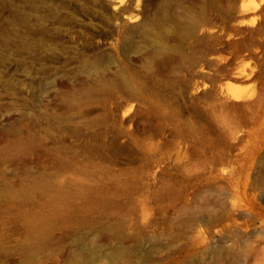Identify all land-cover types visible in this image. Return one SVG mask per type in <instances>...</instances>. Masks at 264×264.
Instances as JSON below:
<instances>
[{
    "label": "rangeland",
    "instance_id": "rangeland-1",
    "mask_svg": "<svg viewBox=\"0 0 264 264\" xmlns=\"http://www.w3.org/2000/svg\"><path fill=\"white\" fill-rule=\"evenodd\" d=\"M232 8L0 0V264H264V59L208 31Z\"/></svg>",
    "mask_w": 264,
    "mask_h": 264
},
{
    "label": "bare ground",
    "instance_id": "bare-ground-1",
    "mask_svg": "<svg viewBox=\"0 0 264 264\" xmlns=\"http://www.w3.org/2000/svg\"><path fill=\"white\" fill-rule=\"evenodd\" d=\"M231 1L233 3V8H232L233 14H231L230 16L229 15L222 16L220 25H217L216 27L214 26L212 28L210 27L209 30L206 27L207 30L209 31V33H212V34L213 33H216L218 35L221 34L223 35V37L228 36L230 38L229 40H232V38H234V40L236 41L235 45L238 49L234 55L237 56L238 54L242 52H246L250 56L254 57V55H257L259 56V58L264 59V45L262 43H258L257 41L253 40L256 36H259L261 37V39H264V34H263V31H264V0H231ZM129 22L131 23L133 27H136L142 24V21L139 16H132ZM160 25H161L160 20L156 19L152 23H148L147 25H145V28L147 32H150L152 35H156L158 33L157 30L160 27ZM204 30L206 29L203 28V31ZM207 30H206V33L208 32ZM201 33H202V29H201ZM206 33L202 37L197 38L196 40L197 43L204 41L205 39L204 36L206 35ZM212 37H215V36H212ZM247 69H243L242 71L239 72V74L242 76L246 75V77H251L255 73V70L252 69L250 72H248L250 68L248 70ZM238 70L236 71L238 72ZM235 76H237V74H235ZM227 92H229V90ZM235 93L236 91L234 92L233 95H231L230 93L231 99L233 98L236 101H242V100L247 101L248 100L246 99V97L237 95ZM225 94H226V91H225ZM238 94L240 93L238 92Z\"/></svg>",
    "mask_w": 264,
    "mask_h": 264
}]
</instances>
